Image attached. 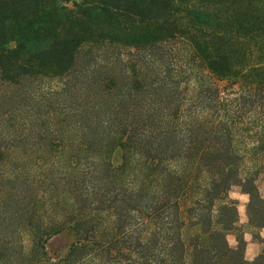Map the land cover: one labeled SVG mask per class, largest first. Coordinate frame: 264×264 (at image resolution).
<instances>
[{
    "label": "trees",
    "instance_id": "trees-1",
    "mask_svg": "<svg viewBox=\"0 0 264 264\" xmlns=\"http://www.w3.org/2000/svg\"><path fill=\"white\" fill-rule=\"evenodd\" d=\"M0 169V264H264V0H0Z\"/></svg>",
    "mask_w": 264,
    "mask_h": 264
},
{
    "label": "rangeland",
    "instance_id": "rangeland-1",
    "mask_svg": "<svg viewBox=\"0 0 264 264\" xmlns=\"http://www.w3.org/2000/svg\"><path fill=\"white\" fill-rule=\"evenodd\" d=\"M168 47H169V52H168L167 58L165 59L164 68H166L167 66H170L172 70H178V71L186 70L187 65H185L184 60L181 61L179 59V56H178V53L179 54L184 53L183 46L181 44L174 42V43L169 44ZM126 49H129V48H127V47L121 48L120 47V52L125 53V54H129V51ZM130 53L135 54L137 52H136V50H131ZM123 58L125 59V58H127V56L126 57L123 56ZM115 66H116V64H115ZM121 68L122 67H120V68L113 67L112 69H103L102 76H106L109 73L119 74L122 71ZM181 84H180V89L184 86L183 84L182 85ZM35 86L38 89V88L42 87L43 85L37 84ZM39 92H40V90H39ZM4 135L10 136V131H7V134L4 133ZM249 144H252V141L249 142ZM250 146H252V145H250ZM258 163H261V161H259ZM17 164L20 168H23V169H25V167H29V165H30L29 162L27 164H25L24 159H21V160L19 159V162ZM254 166H255V163H253L251 160H249V157H247L245 160L244 166L242 168V173L244 174L246 172H252V168ZM5 168L10 169L11 167H10V165H6ZM34 174L36 177L33 176ZM37 176H38V172L34 171L28 177L29 181L31 179L36 178L35 180H33L32 189L29 190L30 195H32L33 198H35V196H36L37 200L39 201L37 206L39 207L40 213L42 214L43 212H45L47 215H50L51 220H53L55 213H56V208L51 206L50 203L53 204L52 202L54 201V196L52 197V195H49V194L44 195L43 192L46 191L44 188L45 186L42 187V185L40 184V178L38 179ZM21 181H22V179H21ZM21 185L22 184L17 183L16 185L12 186V184H7L6 182L1 180L0 181V192H1V195L4 194L2 197L6 198L7 195H5V193L9 190H11V192H16L17 190H19V186H21ZM28 185H30V184L28 183ZM255 185L258 188L259 196L262 199L263 204H264V171H262L256 177ZM16 188H17V190H16ZM32 196H31V198H32ZM229 196L231 199L241 200L242 204L245 205V209L240 208L241 209V211H240L241 215H239V219L243 220V223L242 222H240V223L242 224L241 230L243 232V238L245 239V242H246L245 251H244V258L248 261H252L257 256H263L264 257V238L260 235L262 228L261 227H259V228L253 227L252 228V226L248 224V221H246V207L248 204V202H246V201L249 200L247 195L240 193V190L238 188H233L231 190ZM42 197H43V202H42ZM45 199L47 202H44ZM104 220L106 222L107 221L110 222L112 219L110 216L105 215L103 217V221ZM255 221L258 222L259 219L257 218V219H255ZM106 222H105V224H106ZM131 236H133V234ZM227 241L231 247H234L236 244L234 235L227 236ZM23 243H24L25 249L29 250L31 248L32 243H31L30 238L24 237ZM67 244H68V238L65 235L54 236L50 240H48V243H47V245L52 247L58 253H63L65 251Z\"/></svg>",
    "mask_w": 264,
    "mask_h": 264
},
{
    "label": "crops",
    "instance_id": "crops-1",
    "mask_svg": "<svg viewBox=\"0 0 264 264\" xmlns=\"http://www.w3.org/2000/svg\"><path fill=\"white\" fill-rule=\"evenodd\" d=\"M248 197V196H247ZM249 199V198H248ZM235 200V199H234ZM237 201V212H238V217H239V215H241V209L240 208H243V209H245V205L244 204H242V202H241V200H236ZM240 203H239V202ZM249 201V200H248ZM248 201H246V202H248ZM246 221H248V214H247V207H246ZM240 222H242L243 223V220L242 219H239V223ZM241 224V223H240ZM242 225V224H241ZM253 228V227H252ZM262 228V231L260 232V235L264 238V226L263 227H261ZM229 236V235H228ZM245 240V239H244ZM228 242V241H227ZM236 242V241H235ZM230 246V245H229ZM235 246H236V244H235ZM234 246V247H235ZM231 247V246H230Z\"/></svg>",
    "mask_w": 264,
    "mask_h": 264
}]
</instances>
